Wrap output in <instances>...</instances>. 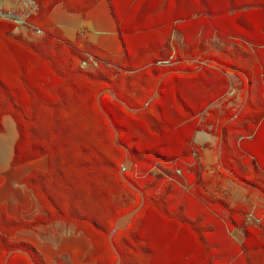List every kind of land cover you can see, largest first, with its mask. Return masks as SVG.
I'll use <instances>...</instances> for the list:
<instances>
[{"label":"trees","instance_id":"obj_1","mask_svg":"<svg viewBox=\"0 0 264 264\" xmlns=\"http://www.w3.org/2000/svg\"><path fill=\"white\" fill-rule=\"evenodd\" d=\"M34 1L39 9L28 22L42 35L18 33L0 20V134L10 115L19 135L12 169L47 158L46 171L34 169L19 182L33 191L43 213L28 221L0 204V264L12 251L8 264H47L33 244L14 237L57 222L90 240L84 263L115 264L110 235L141 202L121 179L127 157L134 168L126 176L146 201L129 228L114 236L121 264H264L263 216L250 224L246 204L214 199L207 188L227 180L264 200V0H108L123 57L82 35L69 39L51 18L58 5L86 16L104 0ZM175 33L183 48L173 44ZM216 38L224 42L219 51L211 46ZM231 76L242 107L251 83L243 109L228 98ZM106 90L122 101L101 96L118 142L99 107ZM198 132L216 136L218 149L223 138L215 180L203 177L210 171L201 162L205 147L194 142ZM193 159L198 198L228 211L231 225L244 231L240 247L226 229L217 233L215 223L223 225L207 208L205 215L191 213L186 200L193 196L163 183V175L140 180L134 174L138 166ZM195 202L193 209L202 206ZM55 264L71 263L57 258Z\"/></svg>","mask_w":264,"mask_h":264},{"label":"crops","instance_id":"obj_2","mask_svg":"<svg viewBox=\"0 0 264 264\" xmlns=\"http://www.w3.org/2000/svg\"><path fill=\"white\" fill-rule=\"evenodd\" d=\"M51 18L71 40L82 35L115 56L123 57L126 54L108 0L102 1L86 16L70 14L62 5H58L53 10ZM92 37H95V40ZM2 122L4 132L0 134V177H3V181L0 182V204H6L11 216L16 218L21 216L30 221L42 214L43 208L33 191L19 182L39 165L41 170L46 171L48 160L47 164L45 161L47 158H43L12 169L11 162L19 137L18 130L10 115L4 116ZM14 240L33 244L44 255L47 264H55L57 258H63L71 264H86L84 258L92 247L90 240L84 234L78 233L75 226H67L63 222H57L41 229L40 232L21 231Z\"/></svg>","mask_w":264,"mask_h":264},{"label":"rangeland","instance_id":"obj_3","mask_svg":"<svg viewBox=\"0 0 264 264\" xmlns=\"http://www.w3.org/2000/svg\"><path fill=\"white\" fill-rule=\"evenodd\" d=\"M92 39L95 40V37H92ZM173 44H178L181 48L184 47L183 39L181 36H179V34L174 35ZM223 45L224 42L216 38L211 46L213 49L219 51L222 49ZM231 80L232 90L231 93L228 95V98H235V101L232 105L237 110H239L242 107L243 99L241 97V91H238V89L236 88H239L240 86L238 85L235 76H231ZM215 106H221V103L216 104ZM194 142L197 145L205 147L204 156L201 159V162L210 172H203L204 179L215 180V174L218 172L216 166L219 160L218 138L205 132H198L194 137ZM208 145H210L211 147H207ZM45 161L47 164V159H45ZM195 162V159L182 164L155 162L148 169H146V166L136 167L134 174L135 177L140 180H143L151 174L153 175V178L157 175H163V183H173L177 185V187L181 190V194L193 196L189 198L190 200H186L188 209L189 211H191V213L197 216L205 215V212L208 209L224 227L223 228L220 226L219 228L220 224L218 225L217 223H215L216 227L218 228L217 233H222V235H224L226 229V232L232 241V245L240 247L244 239V231L241 229H236L231 225L228 211L218 204L210 203L204 198H198L199 196L197 194L195 183L196 176L191 171V168L195 166ZM36 169L41 170L40 165ZM207 188L209 194L213 196L214 199L225 200L229 202L232 206L241 203L246 204L250 209V224L259 223V221H256L258 215L263 216L262 218L264 219V200L261 199L258 195H249L247 190L227 180L223 181L221 186L217 185L215 181H212L210 184L207 185ZM163 189L164 188L159 189L157 190V192L160 193ZM171 198L173 199L174 197L172 196ZM198 200L201 202L200 204L202 206H198L196 209H193L192 206L196 205V202L194 203V201L198 202ZM176 203L178 204V202ZM204 204L206 207H204ZM196 211L198 212L197 214ZM230 259V262L234 260V258ZM235 262L236 264H247L246 261H237V259H235Z\"/></svg>","mask_w":264,"mask_h":264},{"label":"water","instance_id":"obj_4","mask_svg":"<svg viewBox=\"0 0 264 264\" xmlns=\"http://www.w3.org/2000/svg\"><path fill=\"white\" fill-rule=\"evenodd\" d=\"M250 87H251V83H249V89H248V92H247V95H246V100L244 102V105L243 107L247 104L248 100H249V96H250ZM104 93H107V94H110L111 96H113L117 101H120L122 102L113 92L112 90H106L105 92L101 93L99 98H98V102H99V107L101 108L102 112L108 116L115 132H116V142L119 141V137H120V133L118 131V129L116 128L115 126V123L114 121L110 118V116L108 115V113L106 112V110L102 107V104H101V96L104 94ZM159 96V93L158 91L156 92L155 96L153 99L157 98ZM242 107V109H243ZM128 110H131L130 107H127ZM135 113L138 112V110H135L134 111ZM222 151H223V138L221 139L220 141V145H219V159L221 160L222 159ZM134 166V163L132 161H130V159L127 157V160L126 162L123 164V167L120 171V175H121V179L123 182L127 183L132 189H134L135 191H137L140 195H141V202L139 204V206H137L134 210H132L131 212L123 215L122 217H120L116 224H115V228L114 230L112 231L111 235H110V241L112 243V246H113V249L115 250V252L118 254L119 258H118V261L115 263V264H121V261H122V257L120 255V253L118 252L115 244H114V236L116 235L117 232L119 231H125L129 228V226L131 225L132 221L134 220V218L142 211L144 205H145V201H146V197L144 195V192L139 188L137 187L132 181H130L127 176H126V172L128 171H131L132 168ZM18 251H22V250H18ZM15 252L12 251L9 253V255L7 256L6 258V261H5V264H8V261L10 259V257L14 254ZM29 257L31 258L30 254H28Z\"/></svg>","mask_w":264,"mask_h":264},{"label":"built area","instance_id":"obj_5","mask_svg":"<svg viewBox=\"0 0 264 264\" xmlns=\"http://www.w3.org/2000/svg\"><path fill=\"white\" fill-rule=\"evenodd\" d=\"M38 9L34 0H0V20L13 23L18 33L40 36L43 32L28 22Z\"/></svg>","mask_w":264,"mask_h":264}]
</instances>
